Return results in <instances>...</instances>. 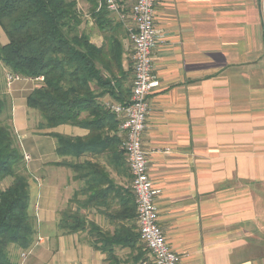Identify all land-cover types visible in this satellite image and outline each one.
Wrapping results in <instances>:
<instances>
[{"label": "crops", "instance_id": "obj_1", "mask_svg": "<svg viewBox=\"0 0 264 264\" xmlns=\"http://www.w3.org/2000/svg\"><path fill=\"white\" fill-rule=\"evenodd\" d=\"M135 2L117 0L119 12L108 9L124 47L123 66L130 69L129 87L133 49L128 29L134 26ZM82 6L87 10L81 30L100 47L104 36L94 23L90 3L82 1ZM260 18L256 0H156L154 23L160 40L152 56L160 87L151 97L143 147L150 180L158 191V222L177 264H264ZM0 40V46L7 43L2 30ZM9 73L0 62V94L10 101L15 133L23 153L31 156L25 164L36 232L28 250L11 246V259L17 264H154L140 240L137 249L131 247V236L127 238L131 232L122 227L135 224L132 233L139 234L136 218H125L135 199L122 149L124 132L120 127L112 132L117 145L99 156L60 157L50 134L85 138L90 131L71 125L40 129L41 120L27 107L26 98L41 80L20 79L9 89L5 83ZM101 102L115 103L109 96ZM62 161L99 165L98 204L89 205L88 194L74 203L89 179L59 166ZM8 179L0 182V190L11 184ZM67 209L86 218L85 230L65 234L59 229L61 213ZM89 223L100 228L105 241ZM118 232L123 234L121 243L112 240Z\"/></svg>", "mask_w": 264, "mask_h": 264}, {"label": "trees", "instance_id": "obj_2", "mask_svg": "<svg viewBox=\"0 0 264 264\" xmlns=\"http://www.w3.org/2000/svg\"><path fill=\"white\" fill-rule=\"evenodd\" d=\"M78 1L90 3L94 23L104 36L102 46L92 43L81 30L83 16ZM111 24L102 0H0V30L7 38V43L0 46V62L11 71L9 74L21 79L42 78L26 98L27 107L41 117L38 127L71 125L90 131L85 138L50 134L57 141L60 157H96L117 145L116 136L110 134L118 130L119 122L101 99L109 96L115 102L128 104L131 87L130 69L123 66L120 32ZM11 107L10 101L0 94V182L12 179L7 188L0 190V264H17L11 259V246L26 251L34 244L36 234L34 218L29 213L30 177L12 124ZM58 165L89 179L87 187L76 193L74 203L78 196L86 194L89 205L100 202L99 165L89 162L80 166L64 161ZM85 203L81 208H85ZM129 212L125 218L137 220L136 204L129 207ZM58 225L65 234L87 228L86 218L71 209L61 213ZM89 227L105 241L106 235L99 227L93 223ZM122 227L131 232L127 238L131 236V247L137 249L139 234L132 233L136 225ZM122 236L118 232L112 240L118 238L120 242Z\"/></svg>", "mask_w": 264, "mask_h": 264}, {"label": "built area", "instance_id": "obj_3", "mask_svg": "<svg viewBox=\"0 0 264 264\" xmlns=\"http://www.w3.org/2000/svg\"><path fill=\"white\" fill-rule=\"evenodd\" d=\"M111 12H119L117 0H102ZM156 0H136L131 9L134 26L129 28L132 44L133 78L131 96L127 103H106L114 113L125 138L122 149L132 175L131 190L135 199L139 240L152 255L154 264H177L178 257L169 247L164 231L159 225L156 206L158 191L154 189L148 172L147 153L143 147V134L151 111V97L160 87L153 68V49L160 40L155 26ZM123 18V16H121ZM18 75L8 74L6 84L11 88ZM42 80V78H40ZM31 156L24 153L25 163ZM27 252L22 253L25 258ZM144 264V263H143Z\"/></svg>", "mask_w": 264, "mask_h": 264}, {"label": "rangeland", "instance_id": "obj_4", "mask_svg": "<svg viewBox=\"0 0 264 264\" xmlns=\"http://www.w3.org/2000/svg\"><path fill=\"white\" fill-rule=\"evenodd\" d=\"M256 2H257V5H258V14L260 15V27H259V30L261 31V28H262V32H263V38H264V16H263V0H256ZM83 4H84V2H83ZM80 7V6H79ZM78 7V8H79ZM87 10V8H84L83 6H82V1H81V7H80V12H81V14H82V16H83V14L85 13V11ZM82 19H83V17H82ZM1 41V40H0ZM0 45H1V42H0ZM12 87V86H11ZM10 89V88H9ZM33 113L37 116V118H36V120H41V117H39L40 115L37 113V112H35V111H33ZM31 115L32 114H30V117H31ZM17 140L19 141V139H18V137H17ZM21 142L22 143H24L23 142V140H21ZM19 145H20V141H19ZM20 148H21V145H20ZM21 151L23 152V149L21 148ZM25 164V163H24ZM26 165V164H25ZM32 179V178H31ZM8 181H9V179H8ZM144 248H145V246H144ZM147 250V249H146ZM148 251V250H147ZM149 252V251H148Z\"/></svg>", "mask_w": 264, "mask_h": 264}, {"label": "water", "instance_id": "obj_5", "mask_svg": "<svg viewBox=\"0 0 264 264\" xmlns=\"http://www.w3.org/2000/svg\"><path fill=\"white\" fill-rule=\"evenodd\" d=\"M262 5H263V16H264V0H263V4Z\"/></svg>", "mask_w": 264, "mask_h": 264}]
</instances>
